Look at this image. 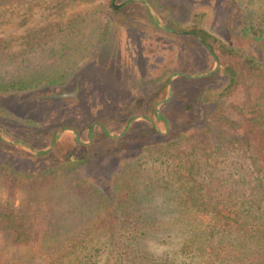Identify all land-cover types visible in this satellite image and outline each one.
Here are the masks:
<instances>
[{
    "label": "rangeland",
    "instance_id": "rangeland-1",
    "mask_svg": "<svg viewBox=\"0 0 264 264\" xmlns=\"http://www.w3.org/2000/svg\"><path fill=\"white\" fill-rule=\"evenodd\" d=\"M122 1L114 0V3ZM130 2L115 10L113 0H21L0 7V40H3L0 42V84L30 79L42 71L49 73L51 69L47 66H74L68 70L71 75L67 81L41 84L33 92L14 96L8 104L12 110L0 108L3 136L33 149L50 147L64 128L73 131H63L52 149L41 154L0 139V164L37 174L71 158L76 163L72 167L77 176L75 182L83 187L85 184L106 189L124 160L139 158L142 180L138 184L136 214L153 223L147 225L150 236L141 244L154 255L151 263L155 264L166 255L184 259L183 255L175 256L174 251L185 233L182 221L188 211L177 205L186 198L181 182L171 178L163 161L166 157L149 144L184 133L192 122H202L203 116L210 115H204L202 108H194L188 97L197 90V85L181 79L180 73L194 75L210 71L215 61L193 34L174 33L159 25L146 3L172 29L190 32V28L198 26L219 41L252 53V43L242 31L246 24L264 15V3L249 0ZM106 31L115 36L120 52L113 66L111 61L101 64L95 52L97 41L106 37ZM28 41L35 45L30 48ZM218 61L219 67L213 73L216 75L207 81L212 89L221 88L226 82L221 75L223 65ZM173 74L169 91L168 79ZM254 87L251 80L240 81L237 89L222 99L221 111L211 117L225 115L229 120L244 123L245 118L253 115L254 96H250V106L244 111L238 107L245 101L247 91ZM160 116L168 119V124ZM134 117L137 118L128 131L115 137L125 132ZM152 126L156 133H151ZM91 127L93 138H90ZM246 130L242 125L238 132ZM75 132L78 141H75ZM128 132L129 137L122 139ZM247 136L258 148L257 137L253 133ZM71 186L68 179L60 178L35 190L21 187L10 193L0 187L2 205L20 213L28 234L38 235L34 242L20 244L11 242L6 232L0 230V264H49L59 253L63 254L59 264H77L72 251L81 252V256L87 252L93 254L87 264H104L108 242L106 223L95 226V219L102 211L86 190L81 193L78 186ZM58 235L63 237V242L48 240ZM80 235L83 238L79 244L81 238L76 236Z\"/></svg>",
    "mask_w": 264,
    "mask_h": 264
},
{
    "label": "trees",
    "instance_id": "trees-1",
    "mask_svg": "<svg viewBox=\"0 0 264 264\" xmlns=\"http://www.w3.org/2000/svg\"><path fill=\"white\" fill-rule=\"evenodd\" d=\"M249 1L264 3V0ZM14 2L20 3L21 0H0V7ZM189 31L206 42L221 61V75L226 82L223 87L212 89L207 81L216 74L196 79L180 76L190 84L197 85V90L188 97L194 108H202L204 115H210L203 116L205 120L202 122H192L190 129L184 133L149 144L154 151L162 152L166 157L167 161H163L167 164L166 170L171 178L181 182L179 185L185 189L186 198L177 205L188 211L182 221L185 223V233L174 251L175 256L183 255L184 259L166 255L155 264H264V15L246 24L242 31L243 36L252 43L253 53L219 41L201 27L194 26ZM106 32V37L97 41L95 50L101 64L117 62L116 56L119 58L120 55L115 36ZM27 44L30 48L35 45L30 41ZM47 68L51 69L49 73L42 71L31 75L30 79L0 84V108L12 110L8 104L12 103L14 96L33 92L41 84L54 85L67 81L71 75L68 70L74 66ZM245 80H251L255 87L247 91L245 101L238 109L250 106V96L253 95V115L245 118L244 123L229 120L225 115L211 117L221 111L222 99L229 97L237 89L238 83ZM160 118L168 124V119L163 116ZM242 125L247 130L238 132ZM103 132L107 136V132ZM151 133H156L153 127ZM248 133L257 137L258 148L253 146ZM126 137H129V132L122 139ZM74 165L76 163L67 158L41 173L30 174L0 164V187L11 193L21 187L35 190L56 179H68L71 188V185L78 186L81 193L86 190L102 211L101 216L95 219V226L106 223L104 228L108 232V242L105 244L104 264H152L154 255L141 244L150 236L146 228L152 221L136 214L139 207L138 184L142 180L139 158L124 160L106 189L88 184V187L84 184V189L79 182H75L77 176L72 170ZM12 211V208L0 202V230L5 231L6 237L13 243L34 242L38 235L28 234L23 217L18 211ZM76 238H81L80 244L83 237L80 235ZM48 240L58 243L64 241L61 235ZM51 250L58 251V248L51 247ZM80 253L72 251L77 264H87L93 257L90 252L83 256ZM61 256L63 254L59 253L49 264H59Z\"/></svg>",
    "mask_w": 264,
    "mask_h": 264
},
{
    "label": "water",
    "instance_id": "water-1",
    "mask_svg": "<svg viewBox=\"0 0 264 264\" xmlns=\"http://www.w3.org/2000/svg\"><path fill=\"white\" fill-rule=\"evenodd\" d=\"M130 1H132V0H124V1H122V2H120V3H118V4H115V3H114V0H113V3H112V9H114V10H115V9H118L119 7H122V6L125 5L127 2H130ZM146 5H147V7H148L150 13H151L152 15H154V17L157 19L159 25H161V26H163V27L169 29L170 31H172V32H174V33H179V34H194V33H192V32L180 31V30H176V29H172V28L168 27V26H167V25H166V24H165V23H164V22H163V21L157 16L155 10H154L150 5H148L147 3H146ZM195 36L199 39V41H200L204 46H206V48L208 49L209 53L213 56L214 61H215V67H214L213 69H211L210 71L202 72V73H199V74H194V75H186L185 73H180V74L183 75V76H187V77L210 76V75H212V74L217 70V68L219 67V61H218L216 55L213 53V51H212V49L210 48V46H209L206 42H204L200 37H198L197 35H195ZM174 76H175V74H173V75L168 79V89H169V91L171 90L170 87H171L172 80H173ZM168 96H169V93H168ZM136 118H137V117H134V118H132V119L130 120V122L128 123V126H127V128H126V130H125L124 133H122V134H118V135H115V137H119V136L125 134V133L128 131L129 127L131 126V123H132ZM168 128H169V125H168ZM66 129L72 130L71 128H64V129H62V130L57 134V136L55 137V139L53 140L52 145H51L50 147H47V148H44V149H33V148H31L29 145H27L26 143H22V142H18V141H10V140H8L6 137L3 136L1 130H0V139H1L3 142H5V143H8V144H11V145H14V146H19V147H22V148H24V149L27 148V149H29V150H30L31 152H33V153L40 154V153H43V152H46V151H50V150L52 149V147H53V144L56 142V140H57L58 137L60 136V134H61L63 131H65ZM91 129H93V128L91 127ZM72 131H73V130H72ZM75 134H76V138L79 140V136H78V134H77L76 132H75Z\"/></svg>",
    "mask_w": 264,
    "mask_h": 264
},
{
    "label": "flooded vegetation",
    "instance_id": "flooded-vegetation-1",
    "mask_svg": "<svg viewBox=\"0 0 264 264\" xmlns=\"http://www.w3.org/2000/svg\"><path fill=\"white\" fill-rule=\"evenodd\" d=\"M152 127H153V126H152ZM126 128H127V127H126ZM101 129H102V131H106V130L104 129V127H103V126L101 127ZM89 132H90V138H93V135H94V132H93V130H92V129H90V130H89ZM103 133H104V132H103ZM75 141H78V140H77V138H75ZM70 159H71V158H70ZM71 160H72V159H71Z\"/></svg>",
    "mask_w": 264,
    "mask_h": 264
}]
</instances>
